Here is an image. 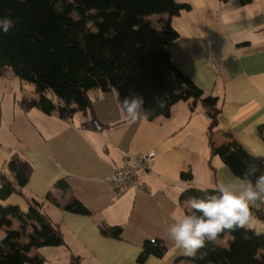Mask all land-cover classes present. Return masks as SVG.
I'll return each mask as SVG.
<instances>
[{"label":"crops","instance_id":"1","mask_svg":"<svg viewBox=\"0 0 264 264\" xmlns=\"http://www.w3.org/2000/svg\"><path fill=\"white\" fill-rule=\"evenodd\" d=\"M175 1L190 7L172 17L149 18L156 27L160 17L169 19L178 33L167 46L172 62L205 95L217 98L221 112L213 130L215 146L234 139L249 154L264 157L259 134L264 126V0ZM22 83L8 70L0 76V172L13 179L7 161L14 154L31 166L26 184L5 200L19 196L22 201L13 204L22 211L30 200L40 203L41 211L58 224L64 241L33 248L29 257L41 258V264H66L71 256L80 264H192L167 231L176 216L192 211L180 194L191 186L215 188L238 178L219 155L211 154L209 118L202 104L190 107L189 101H179L168 117L130 124L115 90L93 89L92 114L76 112L63 119L55 111L23 107V98L38 95L30 89V96L18 100ZM92 118L95 127L84 125ZM148 152L154 157L135 173L142 187L115 193L109 182L113 171ZM182 173L190 177L183 178ZM59 180L66 182V189L53 186ZM49 191L58 204L46 198ZM73 197L89 214L62 208ZM255 207L264 213V204ZM261 217L252 214L246 228L264 233ZM18 224L15 221L10 229L17 230ZM113 226L121 228L119 238L102 232ZM229 238L225 235L221 245ZM154 239L164 244L165 253L138 263L143 242Z\"/></svg>","mask_w":264,"mask_h":264},{"label":"trees","instance_id":"2","mask_svg":"<svg viewBox=\"0 0 264 264\" xmlns=\"http://www.w3.org/2000/svg\"><path fill=\"white\" fill-rule=\"evenodd\" d=\"M189 7L175 0H0V19L15 22L6 34L0 31V76L8 70L21 82L32 85L38 98H23V107H38L47 114L55 111L63 119L76 112L92 114L89 93L93 89L115 90L118 104L132 94L142 97L150 121L170 116L176 102L189 101L190 107L200 102L209 118L211 154L219 155L236 177H242L244 161H254L264 168V158L249 154L234 139L215 146L213 130L221 112L217 98L205 95L172 62L167 46L178 33L169 19L160 17L156 27L149 18L163 14L172 17ZM95 122L92 118L84 125L95 127ZM263 130L261 126L259 134L264 142ZM7 169L13 179L0 172V200L24 186L31 172L30 164L17 154L8 159ZM182 176L187 179L190 173ZM53 186L67 188L64 180ZM217 188L191 186L182 191L180 200L203 195L201 189ZM46 198L58 204L50 191ZM62 208L89 214L74 197ZM250 210L258 217L263 214L255 205ZM15 221L19 222L18 229L12 230ZM0 228L5 231L0 240V264H41V258L29 257L31 249L64 244L58 224L41 211V204L35 200L28 202L26 211L17 204H0ZM102 232L119 238L121 228L103 227ZM225 235L230 236L225 245L207 242L187 259L192 264H264V233L242 228L218 237ZM165 251L159 239L145 241L137 262L143 263L149 255L162 257ZM70 263L79 264L78 257L71 256Z\"/></svg>","mask_w":264,"mask_h":264},{"label":"clouds","instance_id":"3","mask_svg":"<svg viewBox=\"0 0 264 264\" xmlns=\"http://www.w3.org/2000/svg\"><path fill=\"white\" fill-rule=\"evenodd\" d=\"M14 26L11 19H0V31L3 33ZM119 105L130 124L138 119H148L149 114L143 110V98L140 96L132 94L119 101ZM243 163L245 171L242 177L235 182L221 184L214 191L201 189L203 195L189 198L192 211L176 216L168 226L175 248L183 255L193 257L207 242L215 241L225 231L250 226L251 206L256 202L264 203V168L254 161Z\"/></svg>","mask_w":264,"mask_h":264},{"label":"built area","instance_id":"4","mask_svg":"<svg viewBox=\"0 0 264 264\" xmlns=\"http://www.w3.org/2000/svg\"><path fill=\"white\" fill-rule=\"evenodd\" d=\"M58 103L61 104L60 101ZM154 155V152L137 155L133 160L125 161L121 167L115 169L109 178L113 191L118 194L128 187L141 188L142 185L136 180L135 173L143 169L148 162L151 161ZM255 204L264 203L256 202Z\"/></svg>","mask_w":264,"mask_h":264},{"label":"rangeland","instance_id":"5","mask_svg":"<svg viewBox=\"0 0 264 264\" xmlns=\"http://www.w3.org/2000/svg\"><path fill=\"white\" fill-rule=\"evenodd\" d=\"M30 89H32L31 92L33 93V88H32V86H31V84L28 83V82H23V83H22V88H21L20 90L17 91V99H18V100H21V99L23 98L22 95H24V96H30V95H31ZM20 94H21V95H20ZM21 201H22V200H20L19 196L13 194V195L9 198L8 201H6V200H5V201H1V200H0V204H1V205H5V204H13L14 202H19V203H20ZM4 233H5V231H3V230L0 229V240H1V238L4 236ZM258 234H259V233H258ZM214 243H215L216 245L223 244V240H222L221 238L217 237V239L214 241ZM42 247H46V246H42ZM49 247H50V246H49ZM66 264H71V263H70V260H69V262H67ZM79 264H80V263H79Z\"/></svg>","mask_w":264,"mask_h":264},{"label":"water","instance_id":"6","mask_svg":"<svg viewBox=\"0 0 264 264\" xmlns=\"http://www.w3.org/2000/svg\"><path fill=\"white\" fill-rule=\"evenodd\" d=\"M95 124L97 125V122H95ZM98 127L100 128V126H98ZM261 218L264 220V213H263Z\"/></svg>","mask_w":264,"mask_h":264}]
</instances>
